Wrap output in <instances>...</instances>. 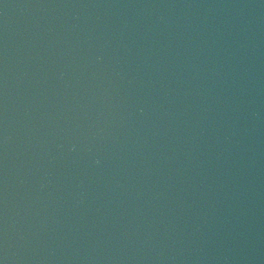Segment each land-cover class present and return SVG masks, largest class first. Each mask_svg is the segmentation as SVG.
Returning <instances> with one entry per match:
<instances>
[{
	"label": "water",
	"instance_id": "water-1",
	"mask_svg": "<svg viewBox=\"0 0 264 264\" xmlns=\"http://www.w3.org/2000/svg\"><path fill=\"white\" fill-rule=\"evenodd\" d=\"M0 264H264V0H0Z\"/></svg>",
	"mask_w": 264,
	"mask_h": 264
}]
</instances>
